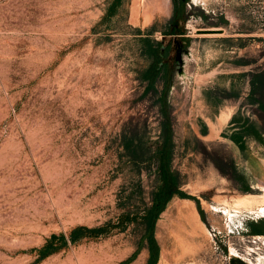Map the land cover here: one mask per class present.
Masks as SVG:
<instances>
[{
  "label": "rangeland",
  "instance_id": "rangeland-1",
  "mask_svg": "<svg viewBox=\"0 0 264 264\" xmlns=\"http://www.w3.org/2000/svg\"><path fill=\"white\" fill-rule=\"evenodd\" d=\"M137 1L0 0V264L257 262L264 0Z\"/></svg>",
  "mask_w": 264,
  "mask_h": 264
},
{
  "label": "bare ground",
  "instance_id": "bare-ground-1",
  "mask_svg": "<svg viewBox=\"0 0 264 264\" xmlns=\"http://www.w3.org/2000/svg\"><path fill=\"white\" fill-rule=\"evenodd\" d=\"M139 1V0H138ZM137 1V2H138ZM169 4H170V0H142L141 1V5H139L137 7V9H135V16H140L141 14H143V16H145V20L146 22H149L151 19L152 14L154 13L155 10H160V11H164V12H168L169 10ZM134 8V7H133ZM134 11V10H133ZM143 11V12H142ZM139 18V17H138ZM137 21V19H136ZM145 22V21H144ZM206 31H217V30H212V29H207ZM206 79V76L203 74H200L198 76H196V81L198 84H201L202 82H204ZM228 115L226 112H224L221 116V120L222 122H226L225 120H227ZM210 135V134H209ZM212 135V134H211ZM264 190V185L261 186ZM234 199V198H233ZM189 202V201H188ZM195 203V202H194ZM192 202H191V206H192ZM221 204H223L225 207L223 209L224 213L226 214L227 218L230 221H233L234 216L237 215L238 213L241 214V212L244 211H248L250 213H257L260 216H264V192L263 193H259V194H253V193H249L246 195H242L240 197H237L234 199L233 202H230L228 200L223 201ZM190 205V204H189ZM190 206V207H191ZM186 207V206H185ZM188 207V206H187ZM194 207V206H193ZM209 207H211L212 209H216L217 207L215 206H211L209 205ZM180 208V207H179ZM196 208V207H195ZM223 208V207H222ZM181 209V208H180ZM184 210V209H183ZM193 210H195L193 208ZM192 208H187L183 215V219L185 222V230L189 231V239L191 241L196 242V235L197 234V227L199 226V224H197L198 226H196V222L199 219V215L197 213V211H193ZM235 212V213H233ZM197 219V220H196ZM199 223H201L200 221H198ZM201 228V227H199ZM203 231L205 230V227H203ZM202 229V228H201ZM206 231V230H205ZM208 232V231H207ZM195 245V244H194ZM197 246H193V248H196ZM178 248L181 249V254H187L186 252V247H185V243L184 240L179 241L178 243ZM177 248V251H179V249ZM198 248V247H197ZM192 249V248H191ZM188 251V250H187ZM180 252V251H179ZM191 252V251H190ZM166 253V252H165ZM197 253V252H196ZM196 253H194L193 255H195ZM231 253L234 255L236 252L235 250H233L231 248ZM108 255V254H107ZM107 255H105V257H108ZM184 256V255H183ZM92 257V256H91ZM90 257V258H91ZM94 257V256H93ZM121 257V256H120ZM166 257V256H165ZM168 257V256H167ZM111 259V258H110ZM91 260V259H90ZM114 260V259H113ZM161 260V259H160ZM108 261V260H107ZM168 261V260H167ZM166 261V262H167ZM248 261H250L251 263H253L250 259H248ZM139 262V261H138ZM141 262V261H140ZM162 262V261H161ZM169 262V261H168ZM160 263V262H159ZM71 264V263H70ZM161 264V263H160ZM164 264V263H163ZM190 264V263H189Z\"/></svg>",
  "mask_w": 264,
  "mask_h": 264
},
{
  "label": "trees",
  "instance_id": "trees-1",
  "mask_svg": "<svg viewBox=\"0 0 264 264\" xmlns=\"http://www.w3.org/2000/svg\"><path fill=\"white\" fill-rule=\"evenodd\" d=\"M79 230H82V229H75L73 230L71 233H70V238L72 241H76V238H75V234L76 232H78ZM55 240H59L61 243H60V246H56L55 245ZM67 244H68V239L66 237L65 234H61L60 236L58 235H52L46 242V244L39 249V258L40 259H44L46 257H48L49 255L55 253L56 251H58L59 249L61 248H64V247H67Z\"/></svg>",
  "mask_w": 264,
  "mask_h": 264
},
{
  "label": "crops",
  "instance_id": "crops-1",
  "mask_svg": "<svg viewBox=\"0 0 264 264\" xmlns=\"http://www.w3.org/2000/svg\"><path fill=\"white\" fill-rule=\"evenodd\" d=\"M230 141V140H229ZM229 144H232L236 149H238V147H236V143L235 142H233V141H230L229 142ZM250 156V155H249ZM254 157H251L250 156V159L251 160H254L253 159ZM256 160V159H255ZM260 160H262V159H260ZM263 160H264V158H263ZM261 161L260 163H259V166L262 168L263 167V169H264V161ZM252 261V260H251ZM256 263L255 264H264V247H262V248H259V253H258V258L256 259ZM250 262V261H249ZM253 262V261H252ZM252 264H254V262L252 263Z\"/></svg>",
  "mask_w": 264,
  "mask_h": 264
},
{
  "label": "flooded vegetation",
  "instance_id": "flooded-vegetation-1",
  "mask_svg": "<svg viewBox=\"0 0 264 264\" xmlns=\"http://www.w3.org/2000/svg\"><path fill=\"white\" fill-rule=\"evenodd\" d=\"M184 2V0H181ZM174 39H173V42H175V45H177L178 48V52L180 53L181 52V43H180V40L178 39L179 36H182V35H174ZM178 57H180V55H178Z\"/></svg>",
  "mask_w": 264,
  "mask_h": 264
}]
</instances>
